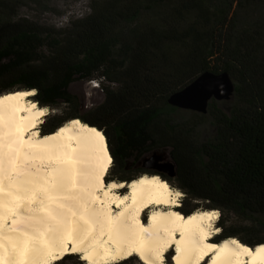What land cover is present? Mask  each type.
Here are the masks:
<instances>
[{
    "label": "trees",
    "instance_id": "obj_1",
    "mask_svg": "<svg viewBox=\"0 0 264 264\" xmlns=\"http://www.w3.org/2000/svg\"><path fill=\"white\" fill-rule=\"evenodd\" d=\"M43 13H57L51 0H0V87L74 113L69 86L96 82L104 101L81 120L103 134L118 170L166 151L175 177L155 174L247 223L218 242L263 243L264 0H90L64 28L33 18ZM205 72L229 75V101L210 100L206 114L168 104Z\"/></svg>",
    "mask_w": 264,
    "mask_h": 264
},
{
    "label": "bare ground",
    "instance_id": "obj_2",
    "mask_svg": "<svg viewBox=\"0 0 264 264\" xmlns=\"http://www.w3.org/2000/svg\"><path fill=\"white\" fill-rule=\"evenodd\" d=\"M18 92L35 91L0 94V98L12 97L0 105L4 189L0 197L4 204L0 236L9 253L12 242L21 246L23 231L40 240L37 245L40 251H30L26 264L56 263L68 255L87 256V260L80 258L85 264H115L130 258H137L141 264H164L168 251L173 252L172 264H264V253L257 255L255 251L264 242L255 247L236 238L213 242L220 234L212 228L217 218L205 213L216 212L197 210L189 215L178 212L180 198L175 193L180 191L157 175H141L128 183H105L111 157L103 134L94 126L71 119L53 132L40 135L46 108H33L36 102L30 99L34 95L17 97ZM42 110H46L45 115H39ZM46 136L55 139L44 141ZM60 183L64 184L63 189L55 187ZM110 184L124 187L109 188ZM34 191L46 211H40L38 202L29 203ZM48 209L61 215L49 218ZM144 212L146 222H142ZM84 219L89 223L85 224ZM232 240L249 248L253 256L231 244ZM208 244L216 247L209 250L205 247ZM73 246L78 249L75 253ZM56 256L63 257L54 259ZM3 264H19V257L7 254Z\"/></svg>",
    "mask_w": 264,
    "mask_h": 264
},
{
    "label": "rangeland",
    "instance_id": "obj_3",
    "mask_svg": "<svg viewBox=\"0 0 264 264\" xmlns=\"http://www.w3.org/2000/svg\"><path fill=\"white\" fill-rule=\"evenodd\" d=\"M89 2H90V0H51V5L56 9L57 13H43V14H39V15H33V18L36 19L40 24H43L46 26H53L56 28H64V27H67L71 21H73L77 18L84 17L89 13ZM96 84H97L96 82L93 84L92 81H76V82H73L69 86L68 90L72 95H74L76 97V101L78 104L76 106V109H74V111L76 110L74 113H72L73 111H70V107L68 105H64V104H61L55 108L44 107L47 110V116L43 119V123L39 126L40 135L43 134V132H42L43 126H45V125L47 126V124L50 121H52L55 118L61 117V116H66L68 118L61 125L67 123L71 119H78V117H75V116H79L80 121H82L81 119L87 120L89 114H91L93 109L98 107L104 101V94L101 91V89L98 87V85H96ZM114 88H115V86H114ZM15 90H16V88H8L6 86L0 87V94L5 93V92H9V91H15ZM30 100L35 101L34 96ZM36 106L40 107V105H38L37 103H36ZM83 123H85V122H83ZM57 128H58V126L55 127L54 130ZM106 147H107V145H106ZM158 154H162L164 160H169L168 154L166 151H159ZM150 155L151 154L142 157L141 160H139L136 165H128V168L126 167L123 170V173L130 177L129 178L130 181L141 176V175L151 176V175H157L155 173H159L155 170L147 169L144 167L143 160L149 158ZM116 173H122V171L117 169L116 164L113 163V160L111 157L110 169L104 178V182L106 183L108 181H117L114 178V174H116ZM158 177L163 180V178H161L160 176H158ZM174 177H170V178H174ZM121 181H123V180H121ZM173 184H174V182L169 183V185L171 187H173ZM176 189L179 190L178 188H176ZM123 192H120V193H123ZM179 201H180V203H179L180 206L177 208L178 212H181L179 209H182L183 207L194 206V208H196V209L193 210L192 212L197 211V210H203V211L213 210L214 212L219 213V216L217 217V221L213 224L212 228L213 229H219L220 234L224 230H226L227 233H232V234H239V232L247 231V230H245L247 227V223L245 221H241L239 219L237 220V219L233 218L231 215H228L226 213L222 214L218 209H212L210 203L203 202V201H199V202L189 201L184 196L183 193H182V197L179 199ZM192 212H190V213H192ZM181 213L183 215H186L183 212H181ZM146 218H147V215H146V212H144V214L142 216V222H146V220H147ZM230 225H232L234 227V229H229ZM259 236L262 238V240H264L263 234L262 235L260 234ZM217 237H218V235L216 236L215 240H217ZM227 238H236L238 240L242 239V240L248 241V238H246L245 235H239V237L231 236V237H227ZM215 240H213V242H216ZM241 243L245 244L243 242H241ZM172 253H173L172 251H170V252L168 251V253L165 255V257H164L165 260H163L164 264H172L171 263ZM54 262L55 261L51 262V264H53ZM123 262L125 264H141L137 258H130V259L122 261L120 263H123ZM55 264H85V263L80 261L79 256H66L61 261L56 262ZM115 264H117V263H115Z\"/></svg>",
    "mask_w": 264,
    "mask_h": 264
},
{
    "label": "water",
    "instance_id": "obj_4",
    "mask_svg": "<svg viewBox=\"0 0 264 264\" xmlns=\"http://www.w3.org/2000/svg\"><path fill=\"white\" fill-rule=\"evenodd\" d=\"M233 92L234 84L226 72L220 74L205 72L172 94L167 102L178 109L206 114L210 100L229 101ZM143 162L145 168L166 174L168 177H174L176 174L174 163L164 160L163 155L158 152L151 153L150 157L144 159ZM123 182L130 181L123 180Z\"/></svg>",
    "mask_w": 264,
    "mask_h": 264
},
{
    "label": "snow or ice",
    "instance_id": "obj_5",
    "mask_svg": "<svg viewBox=\"0 0 264 264\" xmlns=\"http://www.w3.org/2000/svg\"><path fill=\"white\" fill-rule=\"evenodd\" d=\"M30 95H35L34 92H25V93H16L15 96L17 97H24V96H30ZM12 97H3V98H0V105H2L3 101L4 100H8V99H11ZM33 108L36 107L35 104L32 105ZM46 114V110H42L39 115H45ZM76 123V122H74ZM2 127H3V116L2 114H0V197L3 196L4 194V189H3V182H2V173H3V153H2V149H3V131H2ZM61 131H63V129H61ZM91 131L95 132L96 130L95 129H92ZM35 135V134H34ZM97 136H100V133H96ZM55 137L54 136H46L44 137V141H48V140H54ZM100 139L101 141L103 140V137L100 136ZM44 141H41V143H43ZM109 163H110V160H109ZM101 175H103V173H101ZM97 180H99V177H96ZM75 181L73 179V185H74ZM140 183H143V181H140ZM55 187H57L58 189H63L65 186L63 183H60L58 185H55ZM109 188H114V187H124V185H114V184H110L108 185ZM132 187L134 188L135 185H132ZM162 187H167L166 185H162ZM46 194V193H45ZM36 196H37V193L34 191L32 193V197L31 199L29 200V203H33V202H38L41 204V208H40V211H46V209L44 208L43 206V201H37L36 200ZM175 196L177 198H181L182 197V193L180 192H176L175 193ZM51 199V197H49ZM67 198V197H65ZM127 197H125L126 199ZM173 203H175V200L173 201ZM179 205H177L178 207ZM58 207H63V205H60ZM3 208H4V204H3V201L0 200V213H2L3 211ZM30 211H32L30 209ZM15 214V213H14ZM61 214L58 213V212H53L51 209H48L47 210V216L49 218H58ZM172 215H177V214H172ZM205 215L211 217V218H217L219 216V213H205ZM28 219H32L31 217H29ZM83 219V217H82ZM177 219H180V217L177 215ZM13 223H16V221H13ZM84 223L85 224H88V220L87 219H84ZM2 224H3V216L2 214H0V228H2ZM217 232H219V229H216ZM21 237H23L24 239L21 241V246L20 247H17L16 243L15 242H12V246H11V252L9 253V250L6 249L4 247V244H3V236H0V252H3L5 253V255L7 254H11V255H15V256H18L19 257V264H26V258L28 256V253L30 251L32 252H39L40 251V248L37 247V245L40 243V240L35 237V236H30L28 235L26 232H21L20 233ZM231 244L233 245H236L237 248H240L242 250L243 253H246L249 257H252L253 256V253L250 251L249 248L247 247H244L243 245H241L238 241L236 240H232L230 241ZM29 244L32 245V247L30 248L29 247ZM207 249L211 250L213 249L214 247H216L214 244H208L205 246ZM78 249L73 246L72 248V253H75L77 252ZM176 251L179 253L180 249L177 248ZM256 254L259 255L261 253H264V245L256 248ZM65 254H69L67 252H65ZM132 252L129 251L128 255H131ZM5 255H0V264H3V260L5 259ZM61 257L59 256H56L54 257V259H59ZM81 259L83 260H87L88 257L87 256H81L80 257ZM126 258V257H124ZM159 258V256H158ZM141 259H143V257L141 256ZM173 259H175V257H173Z\"/></svg>",
    "mask_w": 264,
    "mask_h": 264
},
{
    "label": "flooded vegetation",
    "instance_id": "obj_6",
    "mask_svg": "<svg viewBox=\"0 0 264 264\" xmlns=\"http://www.w3.org/2000/svg\"><path fill=\"white\" fill-rule=\"evenodd\" d=\"M68 118L66 116H61V117H58V118H55L53 119L52 121H50L47 126H43V134H48L50 132H53L54 128L55 127H59V125L61 126V124L67 120ZM115 167V166H114ZM116 170V169H115ZM114 178L117 180V182L121 181V180H129V176L124 174L123 171L122 173H116L114 174ZM194 208V206H186V207H183L182 209H179L181 212H183L184 214H186L187 212L191 211L189 209H192ZM218 240V239H217ZM215 240V241H217ZM249 244H253V242H250Z\"/></svg>",
    "mask_w": 264,
    "mask_h": 264
},
{
    "label": "built area",
    "instance_id": "obj_7",
    "mask_svg": "<svg viewBox=\"0 0 264 264\" xmlns=\"http://www.w3.org/2000/svg\"><path fill=\"white\" fill-rule=\"evenodd\" d=\"M95 82H93V84H94ZM97 85V84H96Z\"/></svg>",
    "mask_w": 264,
    "mask_h": 264
}]
</instances>
